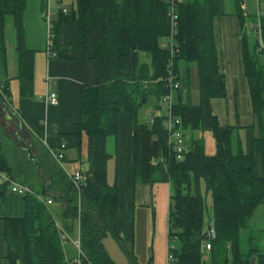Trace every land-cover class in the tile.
<instances>
[{"label": "trees", "instance_id": "1", "mask_svg": "<svg viewBox=\"0 0 264 264\" xmlns=\"http://www.w3.org/2000/svg\"><path fill=\"white\" fill-rule=\"evenodd\" d=\"M25 3V0H0V40L4 18L11 15L17 34L18 79L23 91L32 85V51L25 47L23 36ZM170 13L174 14V19ZM59 14L57 20H51L56 55L59 54L58 26L61 22L72 21L78 26L83 44L89 37L91 57L97 63V82L82 86L80 120L70 128L76 141L81 132L87 135L88 178L78 191L50 157L38 158L40 168L36 169L32 160L19 155L17 149H10L0 136V171L31 189L23 195V216L6 217L1 221L8 264L67 263L54 228L56 219L45 203L46 199L53 202V198L62 203V220L74 222L77 219L79 222L80 244L86 255L84 263L115 264L102 245V238L108 233L122 244L115 230L120 196L117 187L107 182L105 144L107 138L117 132L121 111L129 114L134 125L136 177L143 182L167 181L171 185L168 237L173 263L251 264L250 259L254 257L253 264H264V229L261 246H255L250 235L247 249L243 251L239 237L257 206L264 202V49H258L257 38L249 46L246 35L242 34L241 52L252 112L260 130L259 136L252 140V149L262 154L261 177L254 173L251 153H232L230 129L221 127L210 109L212 98H223L226 94L213 31V19L220 14L219 0L185 3L175 0H75V6L71 4L66 13L59 11ZM172 23L175 30L172 69L180 82L181 66L194 65L199 78V104L176 101L174 105L184 130L183 161L175 160L168 149L162 116H157L153 123L136 121L138 107L150 97L159 102L165 92L164 85L156 83L155 79L166 73L169 53L160 43L168 39ZM240 24L243 27V18ZM258 29L264 43V13L260 14ZM0 85L9 98L6 85L1 82ZM155 107L158 108V104L153 109ZM14 126L20 137L19 124ZM195 130L212 133L214 153L204 151L202 139L194 135ZM175 165L178 168L174 171ZM32 170L41 178L42 185L46 184L39 191L20 177L23 174L29 177ZM200 181L210 193V212L201 194ZM205 211L209 213L207 226H204ZM210 227L215 237L211 239L205 261L202 242Z\"/></svg>", "mask_w": 264, "mask_h": 264}, {"label": "crops", "instance_id": "2", "mask_svg": "<svg viewBox=\"0 0 264 264\" xmlns=\"http://www.w3.org/2000/svg\"><path fill=\"white\" fill-rule=\"evenodd\" d=\"M25 1L23 12L24 45L32 51V85L29 89L23 91L20 79H18L17 34L11 15L4 18L0 40V82L7 87L9 108L20 126V137H17L21 138L25 144L24 157L28 158L26 149H29L37 163L38 158L47 155L58 165L62 173L64 172L65 178H68L66 172L69 171L88 172L87 135L81 132L78 141H76L70 134V128L80 120L82 86L94 85L97 82V63L91 57L90 39L87 37L83 44L79 38L77 24L72 21L61 22L56 32L59 54L48 57L45 52L44 2L43 0ZM62 1L56 0L55 6H50L53 19L59 18V7L64 8L65 6L60 5ZM175 1L185 3L191 0ZM71 4L72 1L70 0L69 6ZM219 10L220 14L213 19V31L218 51L219 68L224 75L226 94L223 98L210 100L211 113L216 117L221 127L230 129L232 153H251L253 155L254 173L261 177L263 175L262 154L252 149V140L259 136L260 130L252 112L248 81L243 68L241 40L243 34L246 35L249 46L254 44L257 38V16L258 13H264V0H219ZM242 18L243 27L240 24ZM180 75L181 88L177 92L176 101L198 105L200 95L196 67L194 65L181 66ZM48 92L56 94V104L43 100V96ZM142 105L145 106L146 101ZM150 109L147 108V111ZM136 113L138 114V109ZM137 114L136 121L143 123L144 120L138 121ZM199 131H194L196 137H198ZM203 131L206 130L200 132L203 133ZM14 133L17 135L15 126ZM133 136V122L129 114L121 111L117 132L115 135L109 136L105 144L108 153L107 182L110 186L115 185L117 187L120 196V208L115 230L122 234L125 239L132 240L130 236L134 227L135 208L143 206L152 221L151 229L153 230L155 227V231L159 233L155 245H152L151 248V260L155 259L156 261L153 263L156 264H164V262L167 264L165 255H167V239L169 240V237L165 239V236H162V224H156V221L157 215L160 220L164 215L168 219L171 185L167 181L148 183L140 181L137 177L136 180L134 179V175L132 176L130 172V164L134 159ZM60 143L66 145L61 165L49 152L50 148L57 147ZM204 151L206 152V150ZM111 167V173H109ZM112 173V180H110L109 174ZM136 175L138 174L136 173ZM40 183L42 185V182ZM35 189L41 190L40 187ZM56 206L60 208V221H56L60 224L62 221L63 227L69 233H74L75 238L78 236L80 239L78 220L75 219L74 222L62 220V203L54 198L52 204L49 205L52 215H54L53 211L58 212ZM23 213V195L12 193L9 188L0 189V264H8L1 221L6 217L20 218ZM257 219L258 216L254 212L251 220L256 221ZM251 228L258 229L262 233L264 224L254 227L252 224ZM166 233L169 236L168 220ZM247 235L249 232L246 229L239 233L240 246L243 251L247 249ZM102 245L106 251L108 242L102 241ZM119 245L122 246L120 243ZM62 252L65 261L76 254L71 244L62 245ZM207 253L204 252L205 256ZM129 254L130 263L134 264L136 259L130 249ZM108 256L113 260L109 254ZM148 264H152V262H148Z\"/></svg>", "mask_w": 264, "mask_h": 264}, {"label": "rangeland", "instance_id": "3", "mask_svg": "<svg viewBox=\"0 0 264 264\" xmlns=\"http://www.w3.org/2000/svg\"><path fill=\"white\" fill-rule=\"evenodd\" d=\"M75 6V0H71ZM44 2V0H43ZM55 2L56 0H50V6H55ZM70 0H63L62 3H60L61 6H64V8L69 9L70 6ZM69 6V7H68ZM181 88V85H180ZM0 136L2 137V139L7 143V145L9 146L10 149L13 150H18V154L21 155L22 157H24V148H25V144L22 142L21 138H18L17 135L14 133V125L17 123V121L15 120L14 117V113H11V109L9 108V104L4 100V98L2 97L1 93H0ZM176 99H177V94L174 96L173 99V109L172 112L174 115H176L179 120H180V127H182V118L176 114V112L174 111V105L176 103ZM157 100L154 97H150L147 99L146 101V105L145 106H140L138 107V114H137V119L139 122H142L144 120V123L148 122V118L150 116V112L153 109V107L158 104V102H156ZM180 103V102H179ZM179 106H177L178 108ZM147 108H151L150 110L147 111ZM154 113L155 114H162L163 111L158 108H154ZM147 111V113H146ZM182 129V128H181ZM183 130V129H182ZM184 131V130H183ZM201 131V130H200ZM199 131L198 133V137H200L202 139V143L204 144V150H206L207 153L209 152H214L213 150H215V141L213 138L212 133L209 130L203 131V133H201ZM209 153V154H212ZM44 161V160H43ZM135 163L132 160L131 164H130V172L131 175H134V179L136 180V166H134ZM34 167L36 169L40 168V165H38L37 167L34 165ZM178 168L176 165L173 167V170L175 171V169ZM111 169L109 170V173H111ZM114 173V171H113ZM112 174H109V178L110 180H112ZM29 177H25L26 175L23 174L20 177L22 179H24L25 181L29 182L34 188L37 187H44L46 184L43 183V185H41V178H39V176L37 175V173L32 170L31 172L28 173ZM129 174V173H128ZM174 177H175V172L173 173ZM139 179V178H138ZM141 181V180H140ZM186 181V179H185ZM113 184V183H112ZM200 190H201V194L203 196L204 202L206 203V207L208 208L209 212H210V202H211V197H210V193L206 191V188L203 187L204 184L202 181H200ZM171 193V192H170ZM169 193V195H170ZM44 199V197H42ZM58 209L57 211H53V216L56 220H59V213H60V208L59 206H56ZM51 208V207H50ZM258 208V209H257ZM255 210L256 215L258 216V219L255 220H251V218L248 221V226L246 228H243L240 230V232L244 229L248 230L249 235L253 234V243L255 246H261L262 245V241H261V231H259L258 229L255 228H251L252 224L253 227L254 226H261L264 224V202L261 203L260 205H258ZM169 210V209H168ZM209 214V213H208ZM207 212H204V226H207L209 221H208V215ZM167 220H168V225H169V219H167V216L164 215L162 217V219L160 220V217L157 215V221L156 224H162V236H165L168 238L167 233H166V228H167ZM60 221V220H59ZM151 220L148 216V213L146 212V208H144L143 206H137L135 208V218H134V227H133V232L132 235L130 236V238L132 240L125 239V237L120 234V238H121V242H122V246L119 245L118 241L116 240V238L114 236H112V234L108 233L106 234L103 238L102 241H107L108 245L106 247V251L107 253L111 256V258L114 260H112L115 264H131L130 263V254H129V249L132 251L133 256L135 257L136 261H134V264H148L152 262V264H156L153 263L156 260L154 259L153 261L151 260V248L152 245H155L156 239L159 237V233L155 231V227L152 230L151 229ZM251 226V227H250ZM170 226H169V232H170ZM71 238H75L74 233L71 234L69 233ZM242 238V236H241ZM246 238V241H247ZM125 243V246H124ZM171 244V242L169 243ZM70 245V244H68ZM167 245H168V239H167ZM242 245V244H241ZM167 247V246H166ZM155 252V251H154ZM75 256V254L70 257L73 258ZM166 256V255H165ZM155 257V256H154ZM204 259L206 261L207 257L204 254ZM18 264V263H16ZM165 264V262H164Z\"/></svg>", "mask_w": 264, "mask_h": 264}, {"label": "built area", "instance_id": "4", "mask_svg": "<svg viewBox=\"0 0 264 264\" xmlns=\"http://www.w3.org/2000/svg\"><path fill=\"white\" fill-rule=\"evenodd\" d=\"M60 11L62 13H66L68 11L67 8L59 7ZM261 13H258L257 16V41H258V49H264V43L262 42L261 36L259 34V17ZM171 19H174V14L170 13ZM43 19L45 23L46 28V35H45V52L48 57H54L56 55V51L53 49V43H54V35L51 31V20H52V12L50 10V0H44V6H43ZM173 29L170 30V34L168 36V39L166 41H162L160 43V46L164 49L167 48L169 53V61L167 64L166 73L163 77H159L155 79L156 83H162L165 87V92L160 96L159 102H158V109L162 110V114H155L154 110L150 112V116L148 118L149 123H153L155 118L157 116H162V124L165 130V137L168 145V149L171 152L173 158L177 161H183L184 159V152H185V140H184V134L180 127V120L179 118L173 114V99L174 96L177 94V92L180 89V82L178 80V76L175 73V71L172 69V64L175 53V42L173 39V35L175 34L174 25L172 23ZM0 93L4 100L9 104V99L7 95L2 91V85H0ZM43 100L48 101L50 103L56 104L57 103V97L55 93L48 92L43 96ZM66 145L64 143H60L57 147L50 148L49 152L52 155V157L61 165L62 160L64 159V149ZM159 161H163L162 159H159ZM154 160H152V163ZM63 169V168H62ZM64 170V169H63ZM65 171V170H64ZM66 172V171H65ZM68 179L72 182V184L75 186V188L80 191V188L82 185L86 182L88 178V174L86 172H83L81 170L76 171H69L66 172ZM6 187L9 188V190L13 193H16L18 195H24L26 193L30 192V188L24 184L23 182L16 180L14 178H11L8 174H6L3 171H0V189ZM171 196V193L170 195ZM45 203L47 205L52 204L51 199H46ZM54 228L56 229L59 240L61 245H65L68 242L74 247L75 249V256L73 258H69L66 260V264H85V253L81 248L80 239L77 236L76 238H71L69 235V232L63 227L62 224L55 221L54 222ZM215 237V233L213 230V227H210L206 232V238L202 242V246L208 251L211 248V239ZM172 248V245H168L167 255H166V261L167 264H174V257L173 254L170 253V249ZM91 264L90 262H88Z\"/></svg>", "mask_w": 264, "mask_h": 264}, {"label": "water", "instance_id": "5", "mask_svg": "<svg viewBox=\"0 0 264 264\" xmlns=\"http://www.w3.org/2000/svg\"><path fill=\"white\" fill-rule=\"evenodd\" d=\"M144 102V100H143ZM26 152H27V155H28V159L32 160L33 164L37 167L38 166V163L36 161H34V157H32V155L30 154L29 152V149H26ZM251 264L254 263V257H251Z\"/></svg>", "mask_w": 264, "mask_h": 264}, {"label": "bare ground", "instance_id": "6", "mask_svg": "<svg viewBox=\"0 0 264 264\" xmlns=\"http://www.w3.org/2000/svg\"><path fill=\"white\" fill-rule=\"evenodd\" d=\"M45 35H46V33H45ZM169 240H168V245H169ZM172 245V244H171ZM202 248H203V250H204V252H206L207 250L202 246Z\"/></svg>", "mask_w": 264, "mask_h": 264}]
</instances>
